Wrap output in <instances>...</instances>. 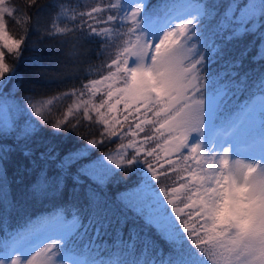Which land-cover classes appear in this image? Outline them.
Listing matches in <instances>:
<instances>
[{"label": "snow or ice", "instance_id": "obj_1", "mask_svg": "<svg viewBox=\"0 0 264 264\" xmlns=\"http://www.w3.org/2000/svg\"><path fill=\"white\" fill-rule=\"evenodd\" d=\"M21 15L26 27L14 37L6 17L18 24ZM32 18L0 0V203L17 208L14 165L15 183L31 178L24 199L51 207L0 236V264H264V65L241 71L264 61V0H101L67 17L71 27L36 28L41 42L71 34L70 62L90 63L80 49L99 38L107 57L98 78L39 101L31 86L16 96L19 61L36 46ZM64 97L75 99L56 115ZM82 130L87 146L56 142ZM121 171L136 185L110 197ZM111 235L110 248L97 244ZM74 241L78 251H61Z\"/></svg>", "mask_w": 264, "mask_h": 264}, {"label": "trees", "instance_id": "obj_2", "mask_svg": "<svg viewBox=\"0 0 264 264\" xmlns=\"http://www.w3.org/2000/svg\"><path fill=\"white\" fill-rule=\"evenodd\" d=\"M99 2H101V0H38V3L29 9L27 0H10V6L26 10L33 17L27 24V27L30 30V41L36 42L35 50L29 49L24 51L19 61L18 71L23 75L24 81L21 90L16 93L17 98L24 95L25 90L31 86L30 94H33L36 100H46L54 96H62L63 93L71 92L74 88L78 89L82 83L87 82V79L98 78L96 75L97 67L107 59L106 55L102 54V49L104 47L102 43L103 38L91 41L86 45V49H80V51H90L92 55L89 58L90 63L79 64L68 61L67 57L64 55L68 49V45L63 43V41L66 36H70L71 34H57L41 42L38 40L33 30L43 25L51 28L53 22L60 27H71L75 22L67 19V17H71L80 11H87L95 3ZM147 3L155 6L162 3V0H149ZM25 19L26 18L21 15L19 16L18 24H14L11 18L6 17L10 35L18 37L22 34L23 29L26 27L24 23ZM37 19L40 21L39 25L36 23ZM252 39V36H247L244 38L243 43L246 44ZM255 54L256 49L253 48L249 55ZM33 58L35 62H33ZM81 59H83V57H81ZM6 62L10 65L13 64V60L8 58L7 53ZM262 65H264V61L249 62V60H246L241 71L251 72L253 76H255V73L261 69ZM218 68L219 64L213 62L212 69L216 70ZM76 69H83V72L76 71ZM89 69L91 70L90 73ZM37 73L40 75H37ZM85 77H87V79ZM13 83H15V81ZM252 83L253 81H249V84ZM9 87H11V85H9ZM244 98L245 97H238L233 100V105H235L237 101L243 102ZM56 115H59V113H56ZM41 135L43 137H48L49 133L46 130L41 133ZM89 138H92V136H90L86 130H82V134L79 136L71 134L67 136L66 140L62 137L57 138L56 142L60 143L63 150L66 151L70 148L74 149L87 146V139ZM96 138H99L98 134ZM118 144L119 142L117 141L114 144H105L104 146L98 145L85 159L89 162L103 157L108 152L116 149ZM18 159V156L14 157V160ZM8 176L9 180L13 181L11 184V193L17 203V208L10 209L0 203V227H6V231L0 232V236H5L7 232L14 231L23 226L29 218L34 219L38 214H46V210L51 207L47 202L41 204L30 200L26 201L24 199L25 189L30 183L31 178L25 175L22 183H15L16 176L14 165L9 167ZM117 179H119V183L115 181L110 182L107 187V193L110 197L134 187L138 180V176L132 172L121 171ZM89 235L91 236L92 233H89ZM114 239V235L102 236L101 240L96 242L97 244L104 242L105 247L110 248ZM125 239H127V234H125ZM86 241L87 238L85 239V242ZM81 247L82 244L80 241H74L72 244L68 245L67 249L62 245L61 251H67L68 249L78 251ZM105 255H107V253H105Z\"/></svg>", "mask_w": 264, "mask_h": 264}, {"label": "rangeland", "instance_id": "obj_3", "mask_svg": "<svg viewBox=\"0 0 264 264\" xmlns=\"http://www.w3.org/2000/svg\"><path fill=\"white\" fill-rule=\"evenodd\" d=\"M149 0H147V2H148ZM75 99V97H71V98H69V97H64L63 99H61V100H59V101H55L54 102V106H53V111H54V113L56 114V113H60L61 111H64V110H66V107L69 105V104H71L72 103V100H74ZM37 101H39V100H37ZM94 149V148H93ZM92 149V150H93ZM91 150V151H92ZM100 158H102V157H100ZM100 158H98V159H100ZM95 160H97V159H94V160H91V161H89V163L90 162H92V161H95ZM104 163H107V161L105 160L104 161ZM117 171H119V170H117ZM115 180H112V181H110V182H114Z\"/></svg>", "mask_w": 264, "mask_h": 264}]
</instances>
